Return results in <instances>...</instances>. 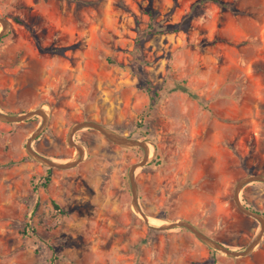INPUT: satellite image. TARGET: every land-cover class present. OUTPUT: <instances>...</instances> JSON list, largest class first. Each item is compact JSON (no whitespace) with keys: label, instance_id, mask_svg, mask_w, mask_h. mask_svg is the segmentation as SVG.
<instances>
[{"label":"rangeland","instance_id":"374dc122","mask_svg":"<svg viewBox=\"0 0 264 264\" xmlns=\"http://www.w3.org/2000/svg\"><path fill=\"white\" fill-rule=\"evenodd\" d=\"M0 16V112L45 110L34 152L74 158L81 121L151 148L135 171L147 223L128 176L142 148L82 129V161L50 170L26 150L41 117L0 121V264H264V231L232 258L153 222L189 221L234 251L261 230L233 194L264 174V0H0ZM239 197L264 216V182Z\"/></svg>","mask_w":264,"mask_h":264},{"label":"water","instance_id":"95a60500","mask_svg":"<svg viewBox=\"0 0 264 264\" xmlns=\"http://www.w3.org/2000/svg\"><path fill=\"white\" fill-rule=\"evenodd\" d=\"M0 24H1V28H0V39H1L3 36L7 34L8 22L7 20H5L4 18L0 16ZM35 116L41 117L42 122H41V125L29 137L27 144H26V150L33 160L40 162L41 164L49 167L50 170H52L53 168H57V169L73 168L82 161L84 157L83 147L79 144L72 142L71 140L73 135L77 131H80L82 129L95 130L99 132L102 136H104L108 141L120 147L142 148L144 152L143 158L139 162L131 164L128 170V176H129V182H130V188H131V194H132V199H131L132 207L135 210V212L145 222L147 223L149 222V217L145 213H143V211L141 210L138 204V186H137V182L135 181V171L138 168L144 167L150 161V150L148 148L149 142L120 134L94 121H81V122H77L73 124V126H71V128L69 129V132L67 135L68 144L75 148L74 158L68 160L67 162L59 163V162H55L54 160H50L48 158H45L37 154L31 148V143L45 130V127L48 122L47 114L45 113V110H43V108H36V109L29 110L25 113L18 114V115H7V114L0 112V121L6 122V123H20L28 119H31L32 117H35ZM253 182H264V174H251V175L243 176L236 183L235 188H234V194H233V200L237 208L244 215L257 220L261 225V230L259 231L257 236L243 251H234V250H230L226 248L218 241L202 233L191 222L182 220V219L175 220V221H166L162 225L158 227H154V229L171 230V229H176V228H184L188 230L189 232H191L200 242H202L203 244H205L206 246H208L209 248L213 250L222 252L225 255L232 257V258L248 256L255 249V247L259 244L263 231H264V216L254 210H251L247 206L243 205L239 197L241 190L246 185L251 184Z\"/></svg>","mask_w":264,"mask_h":264},{"label":"trees","instance_id":"16d2710c","mask_svg":"<svg viewBox=\"0 0 264 264\" xmlns=\"http://www.w3.org/2000/svg\"><path fill=\"white\" fill-rule=\"evenodd\" d=\"M15 21L18 22V23H21V21L18 20L17 18L15 19ZM172 90H173V91H175V90H180V91H182V92L187 93L190 97H192V98H194V99L197 98L196 94H194L193 92H191V91L189 90V88H188L187 86H185L184 84H177ZM46 180L48 181L49 179L46 178ZM256 212H258V211H256Z\"/></svg>","mask_w":264,"mask_h":264},{"label":"bare ground","instance_id":"6f19581e","mask_svg":"<svg viewBox=\"0 0 264 264\" xmlns=\"http://www.w3.org/2000/svg\"><path fill=\"white\" fill-rule=\"evenodd\" d=\"M148 148H149V150L151 152V148H150L149 144H148ZM153 222H154V224H157V225H162L163 224V222H157V221H153Z\"/></svg>","mask_w":264,"mask_h":264}]
</instances>
